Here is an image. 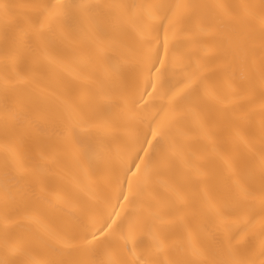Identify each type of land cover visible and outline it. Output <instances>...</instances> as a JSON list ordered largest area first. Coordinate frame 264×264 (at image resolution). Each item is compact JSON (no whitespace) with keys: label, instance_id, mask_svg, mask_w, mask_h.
Listing matches in <instances>:
<instances>
[{"label":"snow or ice","instance_id":"6c2138e0","mask_svg":"<svg viewBox=\"0 0 264 264\" xmlns=\"http://www.w3.org/2000/svg\"><path fill=\"white\" fill-rule=\"evenodd\" d=\"M0 36V264H264V0L0 3Z\"/></svg>","mask_w":264,"mask_h":264},{"label":"bare ground","instance_id":"6f19581e","mask_svg":"<svg viewBox=\"0 0 264 264\" xmlns=\"http://www.w3.org/2000/svg\"><path fill=\"white\" fill-rule=\"evenodd\" d=\"M27 2V0H0V3H24ZM68 2H79V0H68ZM92 2L96 3H108V2H122V3H143L145 0H92ZM227 2L231 3H240V2H258V0H227ZM0 48H2V36H0ZM54 54H60L65 57L66 60H68L70 63L72 61L71 55L67 52H61L59 49L54 48L53 49ZM2 54H0V63H2ZM73 67L81 72L89 71V69L86 67L85 63L83 61L77 62L73 64ZM95 75L98 76V72L95 73ZM82 91L86 94L88 91L87 85H82ZM64 184V174L63 173H57V175L53 179V185H63ZM71 188L69 187L68 193L70 194Z\"/></svg>","mask_w":264,"mask_h":264}]
</instances>
